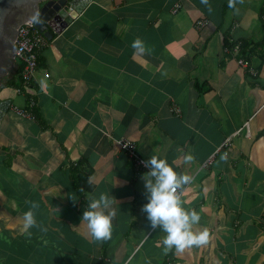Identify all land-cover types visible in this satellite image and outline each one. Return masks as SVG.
I'll list each match as a JSON object with an SVG mask.
<instances>
[{
    "label": "crops",
    "instance_id": "1",
    "mask_svg": "<svg viewBox=\"0 0 264 264\" xmlns=\"http://www.w3.org/2000/svg\"><path fill=\"white\" fill-rule=\"evenodd\" d=\"M233 5L92 0L52 30L30 91L15 60L0 87V264H125L133 252L132 264H264V0ZM227 42L246 43L245 54ZM32 99L35 119L16 111ZM119 139L192 177L181 199L200 212L206 243L163 251L166 233L143 211L148 168ZM89 172L84 191L76 174ZM105 191L118 212L111 239L98 241L81 217ZM32 202L40 227L28 235Z\"/></svg>",
    "mask_w": 264,
    "mask_h": 264
},
{
    "label": "clouds",
    "instance_id": "2",
    "mask_svg": "<svg viewBox=\"0 0 264 264\" xmlns=\"http://www.w3.org/2000/svg\"><path fill=\"white\" fill-rule=\"evenodd\" d=\"M208 3V0H204ZM232 7L233 0H229ZM211 10V5H209ZM132 47L138 53H145L147 46L143 39L137 37L132 42ZM193 156L188 154L185 160H192ZM148 171L141 174L147 202L143 205V211L153 228L160 227L166 233L163 244L164 252H169L175 247L177 251H183L187 247L199 246L207 242L209 230L196 231L194 226L201 220V214L195 208H186L180 196V190L188 184L192 177L186 173L178 172L167 158L152 155L144 161ZM117 202L111 192H100L94 195L86 208L83 209L81 221L87 222L92 237L103 241L111 239L113 235V219L118 209L114 206ZM39 205L32 202V206L23 213V228L31 235L32 227H40L37 222L35 209ZM121 210V209H120ZM46 230V229H43ZM135 253L128 256L125 264H132ZM151 264V261H147Z\"/></svg>",
    "mask_w": 264,
    "mask_h": 264
},
{
    "label": "water",
    "instance_id": "3",
    "mask_svg": "<svg viewBox=\"0 0 264 264\" xmlns=\"http://www.w3.org/2000/svg\"><path fill=\"white\" fill-rule=\"evenodd\" d=\"M92 0H0V87L13 69L19 27L35 22L46 36L60 32L83 12ZM0 105V111H4Z\"/></svg>",
    "mask_w": 264,
    "mask_h": 264
},
{
    "label": "built area",
    "instance_id": "4",
    "mask_svg": "<svg viewBox=\"0 0 264 264\" xmlns=\"http://www.w3.org/2000/svg\"><path fill=\"white\" fill-rule=\"evenodd\" d=\"M204 24V21L197 22L198 26H203ZM47 41L48 39L36 27L35 22L23 24L19 27L18 38L16 41L15 60H18L23 64L22 88L24 90L30 91L32 88L33 79L38 69L39 52L47 44ZM226 52H229L234 56H239L241 53V47L239 45H235L233 48H226ZM239 64L242 67L247 68L254 77L258 75V71L255 70L247 60L240 58ZM34 106L35 101L32 99L30 101L29 108L16 109V111L24 117L35 119V114L33 113ZM117 143L124 151L128 153L130 158L135 160L139 169L146 168L144 160L139 156L136 150V145L132 141L128 139H119L117 140Z\"/></svg>",
    "mask_w": 264,
    "mask_h": 264
},
{
    "label": "trees",
    "instance_id": "5",
    "mask_svg": "<svg viewBox=\"0 0 264 264\" xmlns=\"http://www.w3.org/2000/svg\"><path fill=\"white\" fill-rule=\"evenodd\" d=\"M226 46H228V48H232L231 45L229 44V42L226 43ZM246 47H247V44L246 43H244L241 46V52H243L244 54L246 52ZM9 85H11L10 82L4 83V86H9ZM90 177H91V172L86 173V174H82V173H79L78 175L76 174V180L79 183L80 188L82 190H84V191H86V190L90 191L92 189V187L90 186Z\"/></svg>",
    "mask_w": 264,
    "mask_h": 264
}]
</instances>
